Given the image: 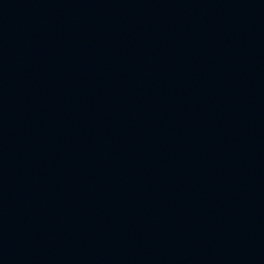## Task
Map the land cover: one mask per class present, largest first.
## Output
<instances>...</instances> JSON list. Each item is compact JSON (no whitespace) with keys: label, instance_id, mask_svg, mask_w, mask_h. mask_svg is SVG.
Returning a JSON list of instances; mask_svg holds the SVG:
<instances>
[{"label":"water","instance_id":"95a60500","mask_svg":"<svg viewBox=\"0 0 264 264\" xmlns=\"http://www.w3.org/2000/svg\"><path fill=\"white\" fill-rule=\"evenodd\" d=\"M0 264H264V0H0Z\"/></svg>","mask_w":264,"mask_h":264}]
</instances>
